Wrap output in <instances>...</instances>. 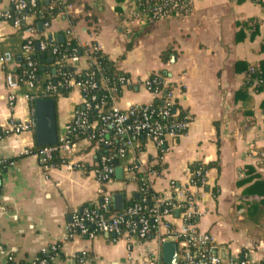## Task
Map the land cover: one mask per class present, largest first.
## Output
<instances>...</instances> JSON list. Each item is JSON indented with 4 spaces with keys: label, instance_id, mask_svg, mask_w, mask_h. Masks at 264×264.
Wrapping results in <instances>:
<instances>
[{
    "label": "crops",
    "instance_id": "crops-1",
    "mask_svg": "<svg viewBox=\"0 0 264 264\" xmlns=\"http://www.w3.org/2000/svg\"><path fill=\"white\" fill-rule=\"evenodd\" d=\"M10 2L0 0V11L7 10ZM127 6L128 0H73L42 28L56 43L74 38L81 46L94 44L127 74L130 84L122 87L114 102L118 109L151 103L153 96L142 81L152 72L163 71L175 84L178 107L191 117L187 130L168 139L165 149L143 137L141 143L134 142L127 149L115 166L123 169L122 178L113 174V181L105 187L111 204L113 194L121 193L124 204L137 189V182L125 174L131 164L139 171L158 165L148 170L147 181L154 193L169 198L170 183L185 186L186 169L203 163L207 166L206 186L200 190L190 188L197 195L193 207L197 214L195 227L213 237L222 262L243 256L264 260V219L257 225L245 215L247 203L259 197L245 192L249 183L241 180L247 176L246 171L245 177L239 176L241 169L249 166L248 147L262 144L259 137L264 132V86L253 94L249 116L234 99L245 69L264 61V51L260 50L264 8L253 0H193L185 17L172 15L154 22L147 31L145 25L134 23L125 32L121 24ZM250 19L257 21L256 29L249 27ZM26 36L0 19V56L9 52L12 57L11 62L0 64V158L10 160L0 178V264H6L10 254L15 261L29 262L50 244L57 245L60 253L52 264H150L151 260L152 264H167L161 258L163 243L158 241L167 232L164 227L148 240L110 233L92 238L80 234L67 237L72 216L101 196L93 167L96 153L83 139L74 143L67 154L71 167L44 166L35 155L23 154V150L37 146L30 100L42 94L44 86L43 82L21 85L14 90L11 101L5 72L16 66ZM166 48L167 63L159 56ZM87 67L86 58L81 57L76 72ZM82 102L75 86L56 99L58 137L65 134ZM21 123L27 128L16 131ZM163 222L181 225L172 215Z\"/></svg>",
    "mask_w": 264,
    "mask_h": 264
},
{
    "label": "built area",
    "instance_id": "built-area-1",
    "mask_svg": "<svg viewBox=\"0 0 264 264\" xmlns=\"http://www.w3.org/2000/svg\"><path fill=\"white\" fill-rule=\"evenodd\" d=\"M260 6L264 8V0H255ZM193 0H128L127 11L121 26L125 32L131 30L133 23L139 25H146L147 23H154L159 20L166 19L172 15H179L181 17L187 16L191 11V5ZM30 5H34V0L29 1ZM26 6V3L22 0L16 4V9L21 10ZM10 14L7 10L0 11V19L8 20ZM12 26L16 29H20V19L15 18L11 22ZM49 24L45 22L43 27L46 28ZM27 34L22 44V51L25 59L27 60V66L31 67V71L26 76L15 78L12 70H6L5 83L9 90L8 99H14V90L21 85L28 87L33 86L34 73H32L33 63L30 59V53L32 51L31 42L34 38L39 37L34 28L31 26H25L21 29ZM39 48L46 47L45 41L38 43ZM91 49L96 50L94 45ZM52 51L55 53L58 51L56 46H52ZM64 56L60 58L63 60ZM79 57L76 55H70L69 60L71 62H78ZM12 57L9 52H4L0 56V64L5 65L11 62ZM88 62V61H87ZM90 62H88V67ZM87 67V69H88ZM85 69V70H87ZM48 78V77H47ZM120 83L124 85L130 84L128 78L121 77ZM156 82V78L152 79L148 76L142 81V85L146 88L151 95L160 96L161 89L157 86L153 87ZM103 83V82H102ZM68 84L75 86L81 93L83 99V107L88 108L90 103L84 98V94H87L89 89L94 87V83L86 81H69ZM55 89L54 85L50 83L45 84L41 95L44 97L49 95L48 91ZM93 97H90V101ZM173 96L170 95L169 99L165 101V107L159 109L156 115L163 119H158L154 116L152 110L147 109V105H131L130 107L120 110L115 107L114 102L110 106L107 113L100 116L99 135L106 134L108 129H113L116 135L122 136H143L148 141L153 143L157 148L165 149V143L168 139H173L182 135L188 128L191 118L189 115H185L179 121H173L169 119L174 115L172 112ZM98 108V107H97ZM175 110V109H174ZM73 127L78 129H85L90 124L86 116L82 112L75 111L72 119ZM92 125V124H91ZM94 125V124H93ZM27 125L24 123L18 124L15 128L16 131H24ZM67 130V127H66ZM65 135V134H64ZM64 135L58 138V143L52 146H44L36 152L23 150L25 155H35L40 163L44 164L49 161L53 153H58L62 159L67 158V154L72 149V144L64 138ZM259 140L262 142L260 146L251 144L247 149V157L249 159V166L253 167L254 171L261 176H264V132ZM134 145V141L126 140L120 148L117 150V154L124 156L128 148ZM126 147V148H125ZM3 159H0V163ZM67 167H71L69 163L65 164ZM97 168H94V174L100 184L102 199L96 209L83 208L79 212L72 216L70 224L67 226V237H72L74 234H80L82 236L92 238L96 234L100 233H114L115 235L121 233V236L134 237L139 240L147 237L153 229L158 230L160 227L166 229V234L158 237L159 243H165L167 240L175 243L177 248V264H264V260H254L247 256L241 258L229 257L226 262H222L215 251L214 239L210 234L203 233L197 230L195 224L189 222L192 215L195 214L193 209L194 193L190 188L202 189L207 183L206 171L201 168L190 169V166L186 169L188 181L181 189L176 190L177 197H185V203L176 205V207H183L184 211L179 218L181 225L175 228H171L169 224L163 222V218L171 216L169 209L167 208V197L156 198L154 207L151 212L146 214L143 208L139 204L128 205L122 212H108L111 205V197L105 191V187L109 185L113 180L111 176L114 173V168L108 162V158L100 156L99 161L96 164ZM137 165H133V169L138 170ZM132 168L126 167L125 174L130 175ZM192 175L199 179V184L196 185ZM244 168L239 172L240 177H245ZM147 180V176H146ZM169 188H173V182L170 183ZM161 207V209H160ZM149 217L152 218V223L149 222ZM157 234V233H156ZM57 245L50 244L40 250L42 255L48 251H55ZM1 252V247H0ZM10 259V258H9ZM153 260L150 261V264ZM30 264H46V259L41 258L36 261H30Z\"/></svg>",
    "mask_w": 264,
    "mask_h": 264
},
{
    "label": "trees",
    "instance_id": "trees-1",
    "mask_svg": "<svg viewBox=\"0 0 264 264\" xmlns=\"http://www.w3.org/2000/svg\"><path fill=\"white\" fill-rule=\"evenodd\" d=\"M20 0H11L9 4V8L7 9L10 14V18L7 20L9 23L12 22L13 19H20V29L21 30L25 26H31L34 28L39 37L34 38L31 42L32 51L29 54L31 62L33 63L32 73H34L33 82L36 84L37 82H43V86L45 84L50 83L55 86V89L48 91L47 98L52 99L54 102L59 96H65L71 88V85L68 84L69 81H86L89 80L94 83V87L89 89L87 94H84V98L87 102L90 103L88 108L79 106L75 109L77 112H82L89 121V126L85 129H78L73 127V121L68 123L67 130L65 132L64 138L70 142V144H74L80 140H87L89 142L90 147H94L96 153V159L94 168H97L96 164L99 161L100 156H105L108 158V162L115 169L116 164L120 161L122 156L117 154L118 148L122 146V144L129 139L134 142L139 141V139L143 136L133 137V136H122L116 135L113 129H108V132L103 135H99V127H100V116L107 113L110 109V106L113 102H115L121 94L122 85L119 81L121 77L128 78L127 74L118 70L116 65L108 59L107 55L103 53L101 50L91 49L94 44L89 46H81L77 43L74 38L64 39L60 43H56L53 40H48L47 36L43 32V29L38 31V27L41 26L43 28V24L50 21L61 14L64 10V6L70 4L73 0H65L64 2L59 0H48V2H44V0H34V5H30V0H22L26 3V6L18 10L16 9V4H18ZM238 2L243 0H237ZM257 3L255 0H253ZM125 17V15H123ZM31 19L28 22V19ZM250 28H257V21L255 19H250L247 22ZM153 23H147L145 25V31L149 29V27ZM254 29V30H255ZM253 30V31H254ZM255 32V31H254ZM40 41L46 42V47L43 49L39 48L38 43ZM52 46H56L58 48L57 52L52 51ZM129 46H127V49ZM261 51H264V39L261 43L260 47ZM23 53V51H22ZM76 55L79 58L85 57L88 62H90V66L87 70H82L80 72H76V62H71L69 60L70 55ZM64 56L63 60L60 58ZM161 61L167 63L169 56V49L161 51L160 53ZM31 71V67L27 66V60L25 59L24 53L20 56L17 61L16 66L14 67L12 73L14 77L17 79L19 77L26 76L28 72ZM45 75L48 78H45ZM151 79L153 77L156 78L155 86L161 89L160 96H154L152 98L151 103L147 104V109L152 110L154 116L157 117L156 113L159 109L164 108L165 101L169 99L170 95L173 96V104L171 107L175 109V114L170 116L169 119L173 121L181 120L187 113L180 109L176 103V99L174 97V87L173 84L167 77L166 73L163 71L152 72L148 75ZM103 82V83H102ZM129 84H127L128 86ZM126 86V85H124ZM264 86V61L259 60L257 63L247 67L245 69L243 75V82L238 90L235 92L234 99L239 101L242 105V112L244 115L249 116L252 114L251 107L253 105V94L258 93L262 90ZM83 96V94H82ZM43 95H38L33 97L30 100V107L32 108L33 102L35 99L43 98ZM90 97H93V100L90 101ZM264 106V100L263 104ZM98 107V108H97ZM190 117V116H189ZM158 119H163L160 116ZM191 118V117H190ZM92 124V125H91ZM94 124V125H93ZM2 132L0 131V135ZM145 137H143L144 139ZM141 143V141H139ZM42 147L36 146L34 149L29 151L36 152ZM126 148V147H125ZM138 150H141L140 146L136 147ZM3 159V162L0 163V178L1 172H3L6 167L10 164V160ZM67 163V160L58 154L53 153L49 161H46L44 166H59ZM132 168V173L130 174V179L135 180L138 184L137 189L124 201L123 207L120 210H115L112 204L109 207L108 212H122L128 205L131 204H139L143 211L148 214L151 212V209L154 207L155 199L162 198L164 196H159L154 191H152L149 182L146 180L147 172L149 169L158 168V165L149 166L145 171H139L137 169H133V164L128 166ZM89 167H86L88 169ZM201 168L203 171H207V166L203 163H195L190 165V169ZM245 171L247 176L241 180L242 183H249L245 188V192H248L251 195H255L259 198L253 199L249 201L246 205L245 215L253 224H261L264 219V176L256 173L251 166L245 167ZM114 174V173H113ZM114 176L112 175V180ZM196 185L199 184V179L192 175ZM1 180V179H0ZM206 185H204L205 187ZM179 185L173 182V188L170 189V196L166 200L167 208L169 209L172 216L181 217L184 208L176 207V205H181L185 203L186 196L177 197L176 190L181 189ZM191 192V191H188ZM197 195L194 194V204L196 203ZM102 196H100L96 203L85 204L82 206L83 208L96 209L97 205L100 204ZM161 209V207H160ZM194 209V208H193ZM149 222L152 223V218L149 217ZM189 222L192 224H196L197 222V214L192 215L189 219ZM171 228H175L169 224ZM156 230L153 229L151 233L142 240H148L153 238L156 235ZM117 236H121V233L117 234ZM57 255H60L59 249L55 251H48L46 254L42 255L40 252L36 255V257L31 261L38 262L42 257L46 259V264H52V260ZM10 259L6 261V264H30L29 262L24 261H15L12 255H8Z\"/></svg>",
    "mask_w": 264,
    "mask_h": 264
},
{
    "label": "water",
    "instance_id": "water-1",
    "mask_svg": "<svg viewBox=\"0 0 264 264\" xmlns=\"http://www.w3.org/2000/svg\"><path fill=\"white\" fill-rule=\"evenodd\" d=\"M47 3L48 0H45ZM38 30L41 31L42 27L39 26ZM48 40H52L51 35H47ZM172 112H175L172 109ZM33 118V134L35 144L39 147L52 146L58 143V133L56 128L55 118V103L52 99L43 97L35 99L32 107ZM116 178H122L123 169L117 167L114 170ZM112 206L115 210H120L123 207V195L116 193L112 195ZM106 235H109L106 233ZM114 236V233H110ZM177 248L173 242H165L162 244V260L167 264H176Z\"/></svg>",
    "mask_w": 264,
    "mask_h": 264
},
{
    "label": "rangeland",
    "instance_id": "rangeland-1",
    "mask_svg": "<svg viewBox=\"0 0 264 264\" xmlns=\"http://www.w3.org/2000/svg\"><path fill=\"white\" fill-rule=\"evenodd\" d=\"M134 24V23H133Z\"/></svg>",
    "mask_w": 264,
    "mask_h": 264
}]
</instances>
